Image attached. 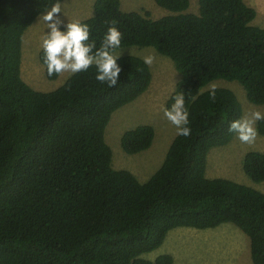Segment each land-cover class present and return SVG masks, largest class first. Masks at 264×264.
<instances>
[{
  "label": "trees",
  "instance_id": "1",
  "mask_svg": "<svg viewBox=\"0 0 264 264\" xmlns=\"http://www.w3.org/2000/svg\"><path fill=\"white\" fill-rule=\"evenodd\" d=\"M65 0H61L64 2ZM56 0H0V264H174L159 249L177 228L208 230L231 223L250 240L253 264H264V193L225 178L207 176L212 149L235 138L229 124L243 114L228 88L239 83L250 103L264 105V28L245 0H155L169 12L125 11L121 0H95L80 21L97 48L107 30L122 33L121 48L152 47L181 75L166 103L185 95L189 137L177 135L162 166L146 182L113 167L106 128L115 112L145 94L149 65L122 56L115 87L95 79V67L73 74L61 87L37 91L22 78L23 38ZM115 21V25H112ZM118 49V50H120ZM117 50V51H118ZM48 76L43 48L38 55ZM264 136V120L258 121ZM151 125L124 132L128 155L149 150ZM245 174L264 182V152L250 151Z\"/></svg>",
  "mask_w": 264,
  "mask_h": 264
},
{
  "label": "rangeland",
  "instance_id": "2",
  "mask_svg": "<svg viewBox=\"0 0 264 264\" xmlns=\"http://www.w3.org/2000/svg\"><path fill=\"white\" fill-rule=\"evenodd\" d=\"M257 12L253 25L264 28V0H245ZM95 0H65L62 15L66 23L85 20L93 15ZM125 11L149 12L154 19L169 14L157 6L155 0H121ZM199 0H191L190 12L198 13ZM63 30V29H62ZM47 25L40 17L28 29L23 38L22 78L37 91L49 92L61 87L73 74L64 73L55 81L47 80L45 68L39 62V52L47 33ZM122 56L134 55L144 59L154 55L150 66L153 80L149 90L136 101L115 112L106 128V141L113 151V167L131 171L141 182H146L162 166L167 152L177 136V129L164 116L166 103L181 79L174 62L152 47L131 46L117 51ZM228 88L232 90L243 107L245 115L251 111L264 113V105L249 102L245 89L237 82L215 81L205 90ZM151 125L155 129L152 147L136 155L126 154L121 147L125 131L139 125ZM258 130V122L256 123ZM250 151L264 152V136L258 131L254 144L241 143L237 137L227 146L214 148L208 156L207 176L225 178L253 187L264 193V182H253L243 170L245 155ZM162 254H171L174 264H253L250 240L233 224H223L215 229L197 230L177 228L171 231L164 244L143 257L154 260Z\"/></svg>",
  "mask_w": 264,
  "mask_h": 264
},
{
  "label": "clouds",
  "instance_id": "3",
  "mask_svg": "<svg viewBox=\"0 0 264 264\" xmlns=\"http://www.w3.org/2000/svg\"><path fill=\"white\" fill-rule=\"evenodd\" d=\"M61 9V0H56L40 16L48 29L42 42L48 76L78 74L95 67L97 73L95 79L107 84L108 87H115L122 72L118 64L121 53L117 52L121 48L122 33L115 26L109 27L101 45L97 48L95 40L91 39L90 27L79 21L65 24ZM111 23L115 25L116 22ZM155 60L154 55L144 57V63L149 66ZM211 98L215 100L214 86ZM173 101L170 108L164 109V116L176 127L177 135L189 137L191 128L184 93L175 95ZM260 120H264V113L251 111L233 120L228 130L234 133L241 143L252 145L258 137L256 123Z\"/></svg>",
  "mask_w": 264,
  "mask_h": 264
}]
</instances>
